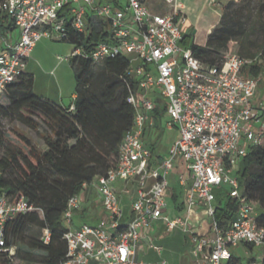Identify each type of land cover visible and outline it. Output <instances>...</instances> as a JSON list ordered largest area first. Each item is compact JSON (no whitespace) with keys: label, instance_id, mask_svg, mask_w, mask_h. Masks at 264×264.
Instances as JSON below:
<instances>
[{"label":"built area","instance_id":"1","mask_svg":"<svg viewBox=\"0 0 264 264\" xmlns=\"http://www.w3.org/2000/svg\"><path fill=\"white\" fill-rule=\"evenodd\" d=\"M162 1L169 5L163 13L151 12L150 0L0 1V10L19 30L14 44L11 33L0 35V94L24 71L35 44L43 37H63L67 22L83 35L94 27L105 31V40L90 55L93 62L120 55L127 59L124 81L134 111L132 125L119 145L115 166L83 184V189H96L104 214L95 225L74 227L72 218L83 198L80 192L68 199L62 264H150L136 260V253L143 232L156 222L187 235L192 264H227L237 257L230 250L240 245L249 258L243 263L237 257L239 264H264V219L239 181L245 155L264 140V101L258 96L263 76H243L242 67L254 59L234 52L225 53L214 65L195 57L180 44L188 23L181 3ZM78 54L81 50L74 48L70 57ZM157 105L167 117L164 128L178 132L162 159L144 140L157 128L153 114ZM173 172L184 207L171 217L167 208ZM117 184L123 185L120 190ZM222 190L237 203L225 227L215 217V191ZM122 194L130 199L128 209ZM32 208L24 198L10 201L0 195V247L4 224ZM201 215L209 221L205 230ZM49 235L43 229L41 240L47 243ZM147 245L158 254L162 251L150 241Z\"/></svg>","mask_w":264,"mask_h":264},{"label":"trees","instance_id":"2","mask_svg":"<svg viewBox=\"0 0 264 264\" xmlns=\"http://www.w3.org/2000/svg\"><path fill=\"white\" fill-rule=\"evenodd\" d=\"M15 28L13 20L0 10V35ZM105 36L102 27L83 35L65 23V35L59 40L81 50V54L68 59L75 78L73 109L37 96L34 76L25 70L0 94L6 100V104L0 102V116L18 120L34 131L43 126L39 134L45 146L39 149L17 131L15 143L0 127V195L10 201L24 198L33 207L4 224L0 264H62L66 254L63 233L67 230L63 213L68 199L79 194L84 183L116 164L119 145L132 125L134 111L127 102L124 81L127 59L120 55L93 62L90 58ZM180 44L209 65L220 64L227 51L252 58L241 74H264V0L227 1L205 45L195 44L187 30ZM98 67L100 70L94 73ZM163 111L159 105L153 111L156 127ZM146 144L154 152L153 144ZM239 181L243 193L257 204L259 216L264 219V140L245 155ZM179 197L180 190L174 188L171 201L176 204ZM236 209L234 199H217L215 217L220 225L228 226ZM32 228L40 235L30 233ZM43 229L50 234L47 243L41 240ZM227 264H239V259L233 257Z\"/></svg>","mask_w":264,"mask_h":264},{"label":"rangeland","instance_id":"3","mask_svg":"<svg viewBox=\"0 0 264 264\" xmlns=\"http://www.w3.org/2000/svg\"><path fill=\"white\" fill-rule=\"evenodd\" d=\"M184 4L183 8L188 17L189 26L193 25V22L202 23V25L211 27L212 24L219 21L221 16L222 5L230 0H181ZM238 3L239 0H234ZM169 7L168 4L163 2L162 0H150V10L155 13H163ZM215 24V25H216ZM191 37L197 40L200 37L199 33L194 37L192 34L193 28L189 29ZM12 43L14 44L19 39V30L15 28L11 34ZM74 47L62 40H59L58 36L55 34L53 37H43L38 42L33 51V53H28V59L25 65V71L31 73L34 76L35 85H34V93L42 98L50 99L59 105L69 106L74 102L72 98V93L75 88V78L73 69L70 66L68 58L71 56ZM232 49L235 50V45H232ZM228 52V51H227ZM225 52V53H227ZM224 53V54H225ZM65 58L64 60H59L58 58ZM131 57V56H128ZM100 68H96L94 73L98 72ZM263 79L260 84L258 90V96L262 101H264V74H262ZM59 98H63L61 101ZM0 102L6 104L5 98H0ZM167 117L161 116L158 120L159 126L152 132H147L148 136L144 139L146 143H152L154 154H161V156H166L171 146L173 140L178 138V132L176 130H168L164 128V123ZM0 127L1 129L8 135V137L13 140L15 143H18L14 137V131H17L21 134L29 137L34 144L39 148H44L43 140L39 134V132L43 129L40 128L38 131H34L29 127L25 126L18 120H11L10 118L0 116ZM150 148V145H147ZM0 154H2V149L0 148ZM179 173L183 172V168L180 167ZM236 174V172L234 173ZM175 173H171L169 175V179L171 180V184L176 186V182L174 181ZM225 189L228 188L226 184H223ZM92 186H88L81 191L83 193L85 190L88 193H93L94 190ZM134 189V188H133ZM226 194L225 190L215 191L216 201L217 199H222ZM98 195V194H97ZM99 196V195H98ZM181 198V197H180ZM183 198V197H182ZM84 211V210H83ZM96 215L99 213L96 210V207L91 208V212ZM76 213V212H74ZM167 213L169 216L173 217V210L168 207ZM201 218H205L206 216L201 215ZM73 219V218H72ZM124 222V220H122ZM208 222L206 220V225L203 226L205 230L208 226ZM64 227H67V223L63 222ZM165 228L162 227L161 230ZM156 232H160L156 230ZM30 233L40 235V232L36 228H32ZM161 233V232H160ZM161 239H155L153 243L156 245L162 246L163 250L161 254L158 255L153 250H147L145 246V251H139L137 248L136 260H142L143 262L150 264H161L162 260H165L166 264H181L183 259H187L190 263L191 260L190 254L186 251H182V247L185 245V239L183 237V233L181 230L174 228L168 232H165ZM13 252V248H11ZM245 247L240 245L236 248L230 250L232 255H235L241 258L242 262L245 263L249 258V255H245ZM18 263V261H17Z\"/></svg>","mask_w":264,"mask_h":264},{"label":"crops","instance_id":"4","mask_svg":"<svg viewBox=\"0 0 264 264\" xmlns=\"http://www.w3.org/2000/svg\"><path fill=\"white\" fill-rule=\"evenodd\" d=\"M179 2L182 3V4H184L183 1H181V0H179ZM215 24L216 23L212 24L211 27H208V26L202 25V23L193 22V25L192 26H189V24H188L187 31H189V29L192 27L193 28L192 34L194 35V37L200 31L201 32L200 33L201 35H200L199 38H197V40H195V38H194V43L195 44H198V45H205L206 40H207V36L211 32V30L215 26ZM11 34H12V32H11ZM36 45H37V43L35 44V46L33 47V49L31 50L30 53H33ZM34 85H35V80H34ZM72 98L73 99L75 98V92L72 93ZM59 99L61 101H63V98H59ZM61 106L66 107L64 105H61ZM42 149H44V148H42ZM156 155L158 156V158H159V156H161V154H156ZM163 157L164 156H161V158H163ZM122 186H123L122 184H117V188H119V190L122 188ZM174 188H178L180 190V197L181 198L179 197L177 203L175 204V203H173L171 201V197H170L168 199V207H170L173 210V216H176V215H178L179 213H181L183 211L184 205H183V198H182L183 196H182V190H181V188L178 185H176V186L174 185L173 186V189ZM93 190H94V194L92 192L91 193H88L86 190L83 193H81V196L83 198V203H82L81 209L77 210L76 213H74V215H73L72 224H73L74 227H78L82 223H87V224H90V225H95L97 223V221H98V218L101 217V216H103L104 212H103L102 207L100 205L99 196L97 195L98 193H97L96 189H93ZM130 191H131L130 192L131 193L130 194L131 197H134L135 194H136V188L135 187H132L130 189ZM121 196H122V201L124 203V207L126 209H128L129 208V204H130V199L125 194H122ZM179 205H180V208H179ZM92 207H96V210L99 211V213L97 215L95 213H93V211L91 212V208ZM191 222H192V224L196 225L195 224L196 222L194 220H192ZM162 227H164L165 229L164 230H161ZM159 229H160V232L161 233L160 232H156V230L159 231ZM165 232H168L169 233V231L166 229V226L162 222H156V223H154V225L151 228H149V229H147V230H145L143 232V235H142V238H141V248L139 249V251H145V246H146L147 250H152L151 248L148 247L147 243L149 241L153 243V241L155 239H161V238H163L162 236H163V234ZM183 237L185 239V245L182 247V251H186L187 252V249H188L187 235L185 233H183ZM153 244H155V243H153ZM160 247H162V246H160ZM162 250H163V248H162ZM160 254H158V255H160ZM136 255H137V253H136ZM189 260H191V259L189 258ZM162 261H165V260H162ZM181 264H192V262L190 263L187 259H183L181 261Z\"/></svg>","mask_w":264,"mask_h":264},{"label":"bare ground","instance_id":"5","mask_svg":"<svg viewBox=\"0 0 264 264\" xmlns=\"http://www.w3.org/2000/svg\"><path fill=\"white\" fill-rule=\"evenodd\" d=\"M181 7H182V9H183V11H184V8H183V5L181 4Z\"/></svg>","mask_w":264,"mask_h":264}]
</instances>
